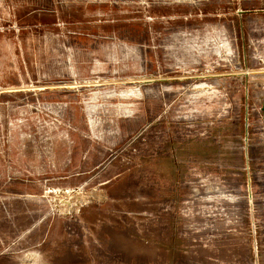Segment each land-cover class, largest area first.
<instances>
[{
  "label": "rangeland",
  "instance_id": "obj_1",
  "mask_svg": "<svg viewBox=\"0 0 264 264\" xmlns=\"http://www.w3.org/2000/svg\"><path fill=\"white\" fill-rule=\"evenodd\" d=\"M0 264H264V0H0Z\"/></svg>",
  "mask_w": 264,
  "mask_h": 264
}]
</instances>
